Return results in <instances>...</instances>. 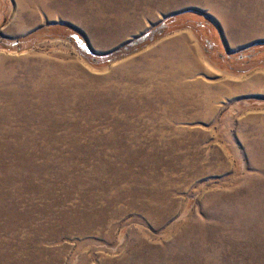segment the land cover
Returning <instances> with one entry per match:
<instances>
[{
  "label": "rangeland",
  "instance_id": "obj_1",
  "mask_svg": "<svg viewBox=\"0 0 264 264\" xmlns=\"http://www.w3.org/2000/svg\"><path fill=\"white\" fill-rule=\"evenodd\" d=\"M0 35V264H264V0H0Z\"/></svg>",
  "mask_w": 264,
  "mask_h": 264
},
{
  "label": "trees",
  "instance_id": "obj_2",
  "mask_svg": "<svg viewBox=\"0 0 264 264\" xmlns=\"http://www.w3.org/2000/svg\"><path fill=\"white\" fill-rule=\"evenodd\" d=\"M57 26L61 27V25H57ZM43 28L46 29V33L42 37H44L45 35H46V37H48V33H49L48 32V28H49V26L42 27V28H40L38 30H41ZM35 32H33V33H35ZM28 37L29 36H27L26 38H28ZM0 41H2V43L6 46V48H10V49H15V48L16 49H19L20 48L19 47L20 46V43H21V39L20 38L14 39V38H8V37H4V36L0 35ZM124 53H125V51L118 50L114 54L107 55L106 57H100V58H101V60H106V61L110 62L111 60H114L115 58H118L119 56L124 55Z\"/></svg>",
  "mask_w": 264,
  "mask_h": 264
}]
</instances>
